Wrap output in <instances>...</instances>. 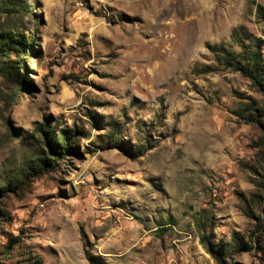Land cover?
<instances>
[{
	"label": "rangeland",
	"instance_id": "rangeland-1",
	"mask_svg": "<svg viewBox=\"0 0 264 264\" xmlns=\"http://www.w3.org/2000/svg\"><path fill=\"white\" fill-rule=\"evenodd\" d=\"M259 6L0 0V264H264Z\"/></svg>",
	"mask_w": 264,
	"mask_h": 264
},
{
	"label": "trees",
	"instance_id": "trees-1",
	"mask_svg": "<svg viewBox=\"0 0 264 264\" xmlns=\"http://www.w3.org/2000/svg\"><path fill=\"white\" fill-rule=\"evenodd\" d=\"M257 14L264 18V10L260 6L257 9ZM232 41L238 45L239 50L223 45L214 46L211 49L217 64L223 69L239 72L264 97V40L259 37L248 36L242 30L241 33L236 31L232 34ZM18 44L19 51H22L25 45L22 42ZM204 71L211 70L207 67ZM54 151H61V149Z\"/></svg>",
	"mask_w": 264,
	"mask_h": 264
}]
</instances>
